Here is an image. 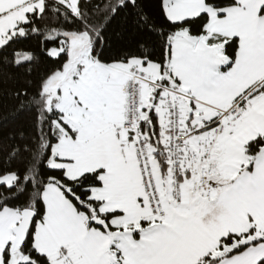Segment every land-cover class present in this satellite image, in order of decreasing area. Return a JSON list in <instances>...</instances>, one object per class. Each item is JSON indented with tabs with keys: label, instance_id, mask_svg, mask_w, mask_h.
Masks as SVG:
<instances>
[{
	"label": "snow or ice",
	"instance_id": "snow-or-ice-1",
	"mask_svg": "<svg viewBox=\"0 0 264 264\" xmlns=\"http://www.w3.org/2000/svg\"><path fill=\"white\" fill-rule=\"evenodd\" d=\"M0 264H264V0H0Z\"/></svg>",
	"mask_w": 264,
	"mask_h": 264
}]
</instances>
